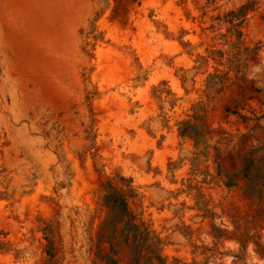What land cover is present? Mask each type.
<instances>
[{
    "label": "rangeland",
    "instance_id": "obj_1",
    "mask_svg": "<svg viewBox=\"0 0 264 264\" xmlns=\"http://www.w3.org/2000/svg\"><path fill=\"white\" fill-rule=\"evenodd\" d=\"M0 264H264V0H0Z\"/></svg>",
    "mask_w": 264,
    "mask_h": 264
}]
</instances>
